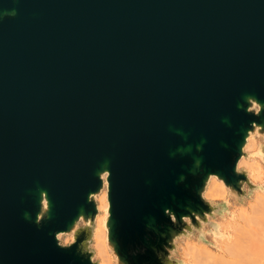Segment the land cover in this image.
<instances>
[{
  "label": "water",
  "instance_id": "obj_1",
  "mask_svg": "<svg viewBox=\"0 0 264 264\" xmlns=\"http://www.w3.org/2000/svg\"><path fill=\"white\" fill-rule=\"evenodd\" d=\"M250 133L264 0H0V264H98L104 182L115 264H183L177 240L227 210L212 175L238 202L261 187Z\"/></svg>",
  "mask_w": 264,
  "mask_h": 264
},
{
  "label": "rangeland",
  "instance_id": "obj_2",
  "mask_svg": "<svg viewBox=\"0 0 264 264\" xmlns=\"http://www.w3.org/2000/svg\"><path fill=\"white\" fill-rule=\"evenodd\" d=\"M254 141L253 147L244 148L248 157H241L238 168L246 169L249 179L261 187L248 193L245 185L247 194L238 202L223 182L212 175L203 196L212 203L225 202L227 210L212 218L218 224L217 233L207 224L203 228V239L195 232L177 240L173 257L183 264H264V160L255 154L258 144H264V136H254ZM58 237L63 243L73 238L71 233ZM95 239L92 235L93 260L98 264H115L107 240L102 242L100 238L96 243ZM228 240H231L229 244Z\"/></svg>",
  "mask_w": 264,
  "mask_h": 264
},
{
  "label": "bare ground",
  "instance_id": "obj_3",
  "mask_svg": "<svg viewBox=\"0 0 264 264\" xmlns=\"http://www.w3.org/2000/svg\"><path fill=\"white\" fill-rule=\"evenodd\" d=\"M255 144L254 134L250 133L247 137L246 144L244 148L253 147ZM241 160V161H240ZM238 164L242 163V159L240 158ZM238 166V165H237ZM214 176V175H213ZM94 199L98 206V214L95 217V221L93 222V231L92 235L96 238V243H98L99 239L106 241L107 240V227H106V219L108 216V200H107V190H106V182H104V187L101 189L99 193L94 195ZM60 234H58L59 236ZM72 239V238H71ZM231 240H228V244Z\"/></svg>",
  "mask_w": 264,
  "mask_h": 264
}]
</instances>
